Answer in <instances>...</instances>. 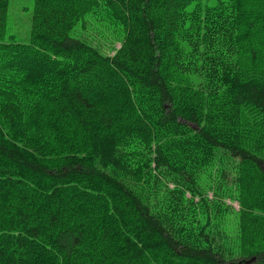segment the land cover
I'll use <instances>...</instances> for the list:
<instances>
[{
  "label": "trees",
  "instance_id": "obj_1",
  "mask_svg": "<svg viewBox=\"0 0 264 264\" xmlns=\"http://www.w3.org/2000/svg\"><path fill=\"white\" fill-rule=\"evenodd\" d=\"M10 7L0 264H264V0Z\"/></svg>",
  "mask_w": 264,
  "mask_h": 264
},
{
  "label": "rangeland",
  "instance_id": "obj_2",
  "mask_svg": "<svg viewBox=\"0 0 264 264\" xmlns=\"http://www.w3.org/2000/svg\"><path fill=\"white\" fill-rule=\"evenodd\" d=\"M32 4H33V0H11L10 16L13 18V23H12V26L9 28L8 32L10 35H12L13 39H15L18 42H24L27 40L29 29H30L29 28V25H30L29 16L25 17L24 19H19L20 12L23 7H26L28 11H31ZM107 34H108L107 32L104 33V32H101V30H97V31L88 30V32L84 35V37L92 41V43H95L96 40L99 37H101L100 46L104 47V50H105L107 46L109 45V43L105 39V35ZM94 45L99 46L98 44H94ZM232 205L235 210L238 209V205L236 203H232ZM233 218L234 217H230L229 215L227 217V221L224 223V226H225L224 228L226 229L228 233H231L234 231Z\"/></svg>",
  "mask_w": 264,
  "mask_h": 264
},
{
  "label": "water",
  "instance_id": "obj_3",
  "mask_svg": "<svg viewBox=\"0 0 264 264\" xmlns=\"http://www.w3.org/2000/svg\"><path fill=\"white\" fill-rule=\"evenodd\" d=\"M247 263H249V264H250V263H251V261H248Z\"/></svg>",
  "mask_w": 264,
  "mask_h": 264
}]
</instances>
